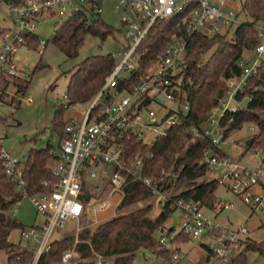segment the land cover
<instances>
[{
  "label": "built area",
  "instance_id": "obj_1",
  "mask_svg": "<svg viewBox=\"0 0 264 264\" xmlns=\"http://www.w3.org/2000/svg\"><path fill=\"white\" fill-rule=\"evenodd\" d=\"M102 1L4 2L11 20L9 30L0 28V77L18 75L16 52L24 44L23 35L34 33L41 18L57 15L66 19L74 12L81 11L90 20L103 11ZM114 8L124 28L121 60L115 62L105 76L101 88L89 101L84 117L80 121L67 119L63 137L49 148L52 180H44L42 190L29 193L20 160L3 147L0 149L6 176L15 182L19 194L11 208L15 212L14 206L23 198H28L36 213L42 217L40 224L19 231L22 239L32 240L36 246L25 248L31 254L27 262L16 261L15 264H46L41 262V255L49 250L53 232L63 229L74 240L72 246L62 250L59 264L79 261L74 247L83 227L81 222H96L98 214L107 207H119L124 201L125 185L129 179L138 180L148 188L153 205L159 206V213L165 206L171 211L180 212L179 227L170 230L162 225L155 233L160 247L172 250L174 261L181 257L178 244L187 238L205 239V244L214 253L216 264H230L232 245L248 233L249 218L243 224L227 226L206 213L205 210L213 212L214 208L206 207L199 200L172 199L173 194L167 196L166 193L176 186L179 173L161 168L159 176L146 175L144 156L137 152L127 159L125 141L134 137L150 145L166 137L169 130L179 124L181 116L189 111V105L184 94L181 93L180 97L176 75L184 67L190 38L195 34L211 36L223 33L242 20L224 0H114ZM172 16L178 18L174 32L157 50L152 61L147 66H141L138 46L147 38L157 19ZM256 28L257 42L250 49L251 56L247 58L241 52L237 59L240 74H232L224 79L225 88L218 103L199 128H191L192 136L185 146L198 137H207L210 146L203 149L201 162L212 173L211 178L249 208L251 214H263L264 151L249 149L260 156L258 163L249 167L224 148L225 144L232 143L235 151H239L230 135L231 131L226 133L227 124L231 121L228 115L243 109L242 98L248 100L249 97L244 95L240 99L238 95L244 93L249 77L260 69L264 70V21L258 22ZM39 51L41 53L42 49ZM193 61L196 67L202 64L198 58ZM21 100L30 101L23 96ZM69 106L63 105L64 108ZM220 205L226 209L234 205V200L222 199ZM92 264L112 262L95 253Z\"/></svg>",
  "mask_w": 264,
  "mask_h": 264
},
{
  "label": "trees",
  "instance_id": "obj_2",
  "mask_svg": "<svg viewBox=\"0 0 264 264\" xmlns=\"http://www.w3.org/2000/svg\"><path fill=\"white\" fill-rule=\"evenodd\" d=\"M1 1L19 2L20 0ZM241 9L246 15V19L236 26L230 37H228L229 29H227L223 33L211 36L195 34L190 38L184 67L176 75V78L179 79V92L184 94V99L189 105V111L181 116L179 124L172 127L166 137L158 139L150 145L143 144L134 137L125 141L127 159L137 152L144 156L146 175L159 176L161 168L179 173L176 185L185 184L186 188L171 196L172 199L199 200L210 209L215 208V192L220 185L213 178L196 182L198 178L208 172L206 165L201 162V155L203 149L210 146V141L207 137L201 136L193 142H189L187 146L185 145L192 136L191 128H199L210 116L211 109L218 103V98L225 88L224 79L232 74H240L241 68L237 65V59L242 50L252 49L257 42L256 25L258 22L264 21V0H243ZM177 19L172 16L167 19H157L154 22L147 38L137 48V52L141 54L139 59L141 66H147L157 50L169 40L175 30L174 24ZM109 33H112V29L102 19L92 17L88 20L83 12L76 11L70 17L62 20L48 41L58 47L67 58H75L87 34L104 39ZM23 38L27 42L25 45L29 48L38 47L40 41L35 33H26ZM210 50L206 62L196 67L193 60L197 59L201 53ZM114 64V57L107 53L89 56L73 66L72 71L68 73V85L65 93L67 106L89 103L101 88L105 76ZM28 83V79L21 80L18 75L10 78L0 77L3 90L12 85L15 88V93L21 96L24 95ZM244 95L249 97L247 106L228 115L231 117V121L227 124L226 133L240 128L245 122H252L257 127V133L247 140L245 148L246 150L259 148L264 151L263 69L249 77L244 93L238 95V98L241 99ZM61 108L64 109L63 105ZM52 124L58 138H62L65 121L62 119L60 111L55 114ZM51 146L52 144L49 142L43 148H30L25 158L20 160L24 167L23 177L27 182L29 193L42 190V182L53 178L48 166V162L51 160L48 150ZM150 155L152 156L149 157ZM125 186L126 194L120 207L147 199L149 202L109 218L93 231L85 229L80 232L79 241L74 247L80 260L72 264H92L95 253L109 258L112 264H132L136 253L140 250H151L162 258L172 259V251L161 248L155 237L156 230L171 216L172 211L168 206H165L156 217H152L154 205L150 200L151 194L148 188L135 179H129ZM18 197L15 182L6 176L0 157V250H8L10 253H12L11 248L15 245L10 240L11 232L15 229L20 231L25 227L8 213ZM73 240V236L53 240L49 250L41 255V262L59 264L62 250L72 246ZM201 245L205 250V255L197 264L202 260V264H208L213 253L205 243ZM247 251H256L264 257V241L244 240L242 248L231 259V264H247ZM30 258L31 254L26 250L14 251L8 257L10 261L21 263L27 262Z\"/></svg>",
  "mask_w": 264,
  "mask_h": 264
},
{
  "label": "rangeland",
  "instance_id": "obj_3",
  "mask_svg": "<svg viewBox=\"0 0 264 264\" xmlns=\"http://www.w3.org/2000/svg\"><path fill=\"white\" fill-rule=\"evenodd\" d=\"M242 1L243 0H224L227 6L232 8L241 20H245L246 15L241 9ZM102 5L103 11L97 15L96 18L102 19L109 25L112 29V33H109L104 39L87 34L75 58H67L58 47L48 41L57 26L63 20L57 15H53L49 18H41L38 21L34 32L40 41L37 48L31 49L29 46H26L27 42L25 39L23 41L24 44L18 48L15 55V61L19 68L18 76L21 80H29L23 98L26 100L29 99L30 101L26 102L21 100L22 96L15 93V88L12 85L7 86L5 90H1L0 141L2 147L12 152L19 160L25 158L30 148H43L49 142L52 145L58 142L59 138L52 124V120L58 111L61 112L63 121L70 118L80 121L84 117L88 103H77L64 109L61 108V105L67 103L65 93L68 85V73L72 71L73 66L89 56L107 53H110L114 57L116 63L121 60L122 55L120 52H122V45L125 42V38L124 28L119 19V13L114 8V0H103ZM10 20L8 8L4 2L0 1V28L9 30ZM236 26L237 25H234L229 29L228 37L231 36ZM41 49L42 52L40 53L39 50ZM242 51L247 58L252 54L250 49ZM210 52L211 50L206 53H201L198 56V61L202 62L201 65L206 62ZM34 68H36V70H34ZM151 106L155 105L152 104ZM246 106L247 99L242 98L241 107L245 108ZM256 131L257 127L254 123L245 122L240 128L230 132L232 139L237 143L239 151H235L232 143L224 145L226 152L249 167L255 166L260 160L259 154H255L251 150H246L245 148L247 140L255 135ZM51 164L52 162L50 160L48 166H51ZM211 176L212 173L208 171L204 176L198 178L196 182L207 180L211 178ZM185 188V184L176 185L169 190L166 195H175ZM215 196L216 202L215 208L213 209L215 215L209 210H205V212L215 216V219L219 221V223L227 226H237V224L245 223L249 218L247 221L248 233L232 245L233 257L242 248L244 240L264 241V213L251 214L249 208L243 205L238 199H234L233 195L225 191L221 185L215 192ZM222 199L234 200V205L226 209L222 208L220 205ZM150 200L152 202V199ZM148 202L149 200L147 199L145 201H138L132 205L119 206L116 209L111 205L98 214L96 222L92 220L82 221L80 225L83 227L80 232L85 229L93 231L99 224L107 221L109 218L141 207ZM11 209L12 208L8 211L10 216L16 218L25 227L38 225L42 222L41 215L36 213L28 198H23L21 202L14 206L15 212ZM158 210L159 206L154 204L151 216L156 214ZM179 216L180 212L178 210L172 211L171 216L163 225L170 228V230H173L174 227H179L181 224ZM66 227L69 228L70 226ZM66 236L72 235L65 229L56 230L51 235V240ZM10 240L15 244L14 247L11 248L12 253L14 251L25 250V248L32 249L36 246V242L22 239L18 229L11 232ZM204 241L205 239L191 240L184 238V241L178 244L181 256L178 261L162 258L154 254L151 250H140L136 253L132 264H197L201 257L205 255L204 252L200 257L202 252L201 248H203L201 244L205 243ZM12 253L8 252V250H0V264H15L14 261L8 259ZM246 262L247 264H262L264 262V257L256 251H247ZM202 263L203 260L199 264ZM208 263H217L214 253Z\"/></svg>",
  "mask_w": 264,
  "mask_h": 264
},
{
  "label": "crops",
  "instance_id": "obj_4",
  "mask_svg": "<svg viewBox=\"0 0 264 264\" xmlns=\"http://www.w3.org/2000/svg\"><path fill=\"white\" fill-rule=\"evenodd\" d=\"M156 214L158 215V214H159V211H157V213H156ZM156 214H154L152 217H156V216H157ZM201 249H202V252H201V255H200V257H201V256H202V254L205 252L203 248H201ZM196 261H197V260H196ZM196 261H195V262H196ZM195 262H194V263H195ZM210 262H211V261H210ZM208 264H209V263H208Z\"/></svg>",
  "mask_w": 264,
  "mask_h": 264
}]
</instances>
